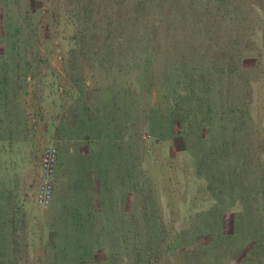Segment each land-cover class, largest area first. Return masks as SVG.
<instances>
[{
    "label": "rangeland",
    "instance_id": "374dc122",
    "mask_svg": "<svg viewBox=\"0 0 264 264\" xmlns=\"http://www.w3.org/2000/svg\"><path fill=\"white\" fill-rule=\"evenodd\" d=\"M224 1L188 0L203 11L196 22L219 36L194 39L196 47L162 41L143 77L131 69L111 86L117 138L129 151V170L115 175L112 221L104 226L85 204L81 166L74 192L63 179L55 188L66 212L43 228L29 220L15 234L0 228V264H264V0ZM71 5L0 0V77L36 72L32 83L97 90L92 29L79 28ZM176 131L190 134L189 149L173 147ZM129 191L133 204L121 203Z\"/></svg>",
    "mask_w": 264,
    "mask_h": 264
},
{
    "label": "crops",
    "instance_id": "0c3cea01",
    "mask_svg": "<svg viewBox=\"0 0 264 264\" xmlns=\"http://www.w3.org/2000/svg\"><path fill=\"white\" fill-rule=\"evenodd\" d=\"M14 74L10 73L30 82L0 85V228L15 234L24 220L42 227L52 215L66 212L70 204L57 199L55 188L59 190L63 179L73 183L74 192L82 180H76L81 166L89 189L85 204L106 226L114 214L115 175H121L120 181L129 170L128 144L123 134L117 138L121 120L113 119L112 87L109 93L108 86L97 87L91 95L78 86L40 85L31 82L33 74ZM48 145L58 152L53 198L45 213L35 202V193L40 156ZM120 202L133 204L132 192Z\"/></svg>",
    "mask_w": 264,
    "mask_h": 264
},
{
    "label": "trees",
    "instance_id": "16d2710c",
    "mask_svg": "<svg viewBox=\"0 0 264 264\" xmlns=\"http://www.w3.org/2000/svg\"><path fill=\"white\" fill-rule=\"evenodd\" d=\"M173 2L174 0H72L71 7L65 6V11L78 15V18L74 17V20L78 21L79 28L86 24L85 29H92L90 39L96 45L91 51L97 56L93 69L96 70L93 72L96 79L94 86L121 87L124 83L121 81L124 75H132L131 69L137 70L143 77L146 63L148 62V65L151 63L149 61L153 55L151 50L158 47L162 41L183 37L193 42L191 47H196L194 39L219 36L220 31L216 33L214 25L206 26L205 21L196 22L199 20L198 17H202L201 8L196 7V11L193 12L188 0L179 3L176 1L174 4ZM224 2V0H219L218 8ZM183 20L187 23H182ZM167 21H169L168 24L165 23ZM223 22L218 23L220 25ZM231 31L227 35H236L233 30ZM82 33H79V36ZM186 47L187 45L183 49L182 56L184 63L188 65ZM170 53L173 54V49ZM8 77H11V80ZM18 77L10 73L1 75L0 85L19 83ZM68 82L67 86H75V83ZM178 133L176 131L177 136L172 139L173 147L179 151L189 149L190 134ZM173 246L177 247L176 244Z\"/></svg>",
    "mask_w": 264,
    "mask_h": 264
},
{
    "label": "built area",
    "instance_id": "2783aa9c",
    "mask_svg": "<svg viewBox=\"0 0 264 264\" xmlns=\"http://www.w3.org/2000/svg\"><path fill=\"white\" fill-rule=\"evenodd\" d=\"M57 162V148L53 145L44 147L40 156L39 180L36 187L35 202L42 208L50 207L53 198L52 179Z\"/></svg>",
    "mask_w": 264,
    "mask_h": 264
}]
</instances>
